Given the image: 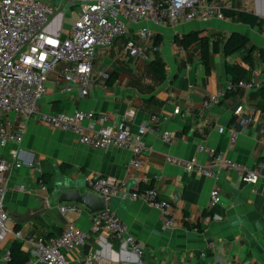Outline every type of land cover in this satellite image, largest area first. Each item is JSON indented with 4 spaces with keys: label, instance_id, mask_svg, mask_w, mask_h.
I'll return each mask as SVG.
<instances>
[{
    "label": "crops",
    "instance_id": "0c3cea01",
    "mask_svg": "<svg viewBox=\"0 0 264 264\" xmlns=\"http://www.w3.org/2000/svg\"><path fill=\"white\" fill-rule=\"evenodd\" d=\"M212 1L221 8L249 11L264 20V0ZM71 26L65 28L61 24L62 34ZM149 27L155 43L162 44L151 60L165 63V79L154 76L148 67L151 60L127 58L125 38H120L97 50L94 86L87 96L61 94L51 75L40 108L43 112L93 111L106 114L115 123L132 112V117L126 120L132 133L140 125L152 126L160 132L168 130L172 140L164 142L145 134L142 140L153 151L144 155L142 166L137 168L129 165L132 157L129 149L92 148L79 144L71 132L36 119L29 120L20 145L15 146L20 151L22 166L4 176L3 203L10 216L11 233L0 240V264L9 245L13 241L21 242L14 233L32 237L57 235L68 223L89 230V212L81 205L58 203V195L74 189L80 193L90 191L84 178L94 174L125 181L130 188H155L160 199L172 203L176 224L165 230L158 210L140 201L113 199L110 206L123 219L128 233L143 247L141 259L132 254L123 239L110 240L101 232L89 233L83 246L66 253L72 262H79L85 254H96L100 264H264V170L258 167L264 155V135L260 133L264 126V92H257L258 89L225 91L231 80L225 64L241 67V80L245 82L263 80L264 64L257 52L246 62L243 60L246 51L225 57L222 50L230 33L245 36L247 48L251 45L264 48V25L250 27L231 17L176 26L150 24ZM192 31H199V36L206 38L208 71L197 45L184 49L174 41L176 35ZM118 42L120 55L115 56L112 49ZM214 45L217 51L213 52ZM100 71L109 73L107 81L98 77ZM219 91L223 94L218 103L204 108L203 101ZM169 101L179 109V115L171 117L173 106ZM240 104L242 115L251 117L246 126L238 125L233 115ZM220 127L224 132H218ZM232 131L236 133V140L229 148ZM201 145L212 147L257 173L258 181L254 185L244 183L235 170L223 168H218L216 178H206L166 161L167 156H173L207 163V156L198 151ZM33 161L37 164L30 168L28 164ZM59 183L82 186L62 188L54 193ZM213 187L218 188L221 199L209 209L208 193ZM61 205L68 207L67 211L61 212ZM22 245L31 254L30 245L23 242Z\"/></svg>",
    "mask_w": 264,
    "mask_h": 264
},
{
    "label": "built area",
    "instance_id": "2783aa9c",
    "mask_svg": "<svg viewBox=\"0 0 264 264\" xmlns=\"http://www.w3.org/2000/svg\"><path fill=\"white\" fill-rule=\"evenodd\" d=\"M0 0V240L11 233L8 224L10 216L4 207V176L12 169L22 166L19 146L29 120L36 119L55 129L73 133L79 144L96 149L110 147L129 149L132 157L129 165L141 167L143 157L153 151L150 144L144 143L147 133L170 142L168 130L160 132L156 127L140 125L135 133L130 131L126 120L132 117L127 112L119 123L110 120L106 114L74 109L71 112H43L41 100L47 93V83L53 75V84L61 94L87 96L94 86V58L99 48L108 47L120 38H125L124 52L127 58L150 61L162 44L155 43L150 24L176 26L181 23L224 20L225 16L217 2L212 0ZM55 1V0H54ZM78 10L74 12V8ZM63 9H69L76 18L70 29L63 35L61 29ZM59 17L61 19L59 20ZM102 81L109 79L107 71L98 72ZM264 85L260 82H229L226 92L240 89L254 90ZM218 94L203 101L204 108L218 103ZM173 106L171 117L180 111ZM243 105L233 110L235 122L240 126L249 124L250 115H242ZM218 128V132H224ZM260 133L264 135V126ZM236 140V133L229 134V148ZM199 153L209 161L201 163L196 158L182 159L167 156L169 164L181 167L187 172H195L206 178H216L218 168L235 170L242 182L254 185L258 174L244 168L208 146H199ZM36 161L28 166L33 168ZM264 170V155L258 163ZM90 194L104 201V208L89 213L90 228L84 231L73 223H68L57 235L37 236L20 232L16 239L30 245L31 259L22 264H100L96 254H85L79 262L69 260L66 253L83 246L89 233L105 232L108 239H123L132 254L141 259L143 247L128 233L120 215L110 206L113 199L140 201L161 214L163 229L176 224L173 205L160 199L153 187L130 188L125 181L100 175L84 178ZM221 196L217 187L208 193L207 207H215ZM68 207L61 205V212ZM9 261L5 252L1 264Z\"/></svg>",
    "mask_w": 264,
    "mask_h": 264
},
{
    "label": "trees",
    "instance_id": "16d2710c",
    "mask_svg": "<svg viewBox=\"0 0 264 264\" xmlns=\"http://www.w3.org/2000/svg\"><path fill=\"white\" fill-rule=\"evenodd\" d=\"M225 18L235 17L241 23L250 27H262L264 20L252 12L244 10H236L230 8H221ZM199 31H192L189 33L176 35L174 41L178 42L184 49H188L192 45H197L200 48L201 60L204 63L205 70L208 71L207 56L209 50L206 48V38L199 36ZM247 38L237 33H230L223 43V55L225 57L231 56L240 51H246L243 60L246 62L251 61L253 52H257L260 61L264 64V48L251 45L246 47ZM212 51H217L214 45ZM149 69L158 80H163L166 77L165 63L159 59H153L148 63ZM226 73L231 75L230 82L241 80L242 68L237 65L225 64ZM257 92H264L263 88H259ZM52 236L47 235L45 237ZM9 261L6 264H22L31 259L30 252L23 249L22 242L13 241L8 248Z\"/></svg>",
    "mask_w": 264,
    "mask_h": 264
},
{
    "label": "water",
    "instance_id": "95a60500",
    "mask_svg": "<svg viewBox=\"0 0 264 264\" xmlns=\"http://www.w3.org/2000/svg\"><path fill=\"white\" fill-rule=\"evenodd\" d=\"M60 19V17H59ZM79 184L62 183L57 184L54 188V193H58L62 188L81 187ZM58 203H73L83 206L89 213L102 210L104 208V201L101 198L95 197L89 192L80 193L78 189L71 191H63L58 195Z\"/></svg>",
    "mask_w": 264,
    "mask_h": 264
},
{
    "label": "rangeland",
    "instance_id": "374dc122",
    "mask_svg": "<svg viewBox=\"0 0 264 264\" xmlns=\"http://www.w3.org/2000/svg\"><path fill=\"white\" fill-rule=\"evenodd\" d=\"M78 10L77 7L74 8V12H76ZM63 12L65 13V16L62 17V22L61 24H63V26L66 28L70 25L73 24L74 19H75V14H70L69 9H63ZM120 46H119V42L116 44V46L112 49V52L115 56H119L120 55ZM48 84V83H47Z\"/></svg>",
    "mask_w": 264,
    "mask_h": 264
}]
</instances>
